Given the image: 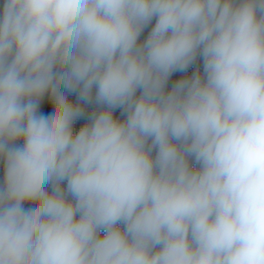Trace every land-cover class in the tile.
Listing matches in <instances>:
<instances>
[{
    "label": "clouds",
    "instance_id": "9594fccd",
    "mask_svg": "<svg viewBox=\"0 0 264 264\" xmlns=\"http://www.w3.org/2000/svg\"><path fill=\"white\" fill-rule=\"evenodd\" d=\"M0 3V264H264V0Z\"/></svg>",
    "mask_w": 264,
    "mask_h": 264
},
{
    "label": "trees",
    "instance_id": "16d2710c",
    "mask_svg": "<svg viewBox=\"0 0 264 264\" xmlns=\"http://www.w3.org/2000/svg\"><path fill=\"white\" fill-rule=\"evenodd\" d=\"M154 22H155V21H153V24H154ZM151 26H152V25H149V27L146 28L145 31L142 33L141 38H140L141 40H143L144 38H146V36H144V34H147V33L150 31ZM197 63L200 65V67H201V71H202V62H199V61H198ZM196 66H197V65L194 64V65L191 66V67L187 70V72H185V73H179V72L174 73L173 76H172V77L170 78V80H169V85H168L169 88L171 87V85H172L176 80H178V79H180V78H182V77H184V76L190 75L193 71H195ZM69 98L72 99V100H75V99H76V97H75L74 94H70V95H69ZM48 109H49V112L51 113V111H52V106H51L50 101L48 102ZM93 109H94V106H88V107L86 108V112L90 114L91 111H92ZM115 115H116V116H120V111L117 110L116 113H115ZM121 118H123V117H121ZM86 122H87V118H86V117L77 120L76 123H75V125H74V130L78 131L79 128H80L83 124H85ZM2 179H3V167H2V165H0V181H2Z\"/></svg>",
    "mask_w": 264,
    "mask_h": 264
},
{
    "label": "built area",
    "instance_id": "2783aa9c",
    "mask_svg": "<svg viewBox=\"0 0 264 264\" xmlns=\"http://www.w3.org/2000/svg\"><path fill=\"white\" fill-rule=\"evenodd\" d=\"M48 102L49 100H48V97L46 96L41 103L40 111H42L45 114H50L49 109H48Z\"/></svg>",
    "mask_w": 264,
    "mask_h": 264
},
{
    "label": "rangeland",
    "instance_id": "374dc122",
    "mask_svg": "<svg viewBox=\"0 0 264 264\" xmlns=\"http://www.w3.org/2000/svg\"><path fill=\"white\" fill-rule=\"evenodd\" d=\"M0 11H2V3H0ZM148 34V33H147ZM147 34H144V36H147ZM75 95V94H74Z\"/></svg>",
    "mask_w": 264,
    "mask_h": 264
}]
</instances>
